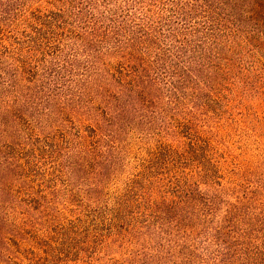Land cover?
<instances>
[{
  "label": "trees",
  "instance_id": "obj_1",
  "mask_svg": "<svg viewBox=\"0 0 264 264\" xmlns=\"http://www.w3.org/2000/svg\"><path fill=\"white\" fill-rule=\"evenodd\" d=\"M72 41L88 69L68 76L72 89L62 96V69L75 67L57 59ZM254 95H264V0H0V136L13 137L12 123L25 130L54 115L71 166L86 157L103 166L130 131L158 136L151 160L173 178L156 182L150 174L139 197L159 194L151 211L172 230L159 243L166 253L151 264H264V223L259 236L228 240L216 231L209 254L193 232L217 203V195H197L196 185L215 176L204 167L202 127L220 102L234 106ZM196 163L200 180L192 183L186 170ZM3 170L0 191L10 194L11 170ZM12 204L0 193L1 264H17L13 245L22 241L6 212ZM248 204L246 195L228 203L226 216Z\"/></svg>",
  "mask_w": 264,
  "mask_h": 264
},
{
  "label": "rangeland",
  "instance_id": "obj_2",
  "mask_svg": "<svg viewBox=\"0 0 264 264\" xmlns=\"http://www.w3.org/2000/svg\"><path fill=\"white\" fill-rule=\"evenodd\" d=\"M66 61L75 68L62 69V96L72 89L70 78L88 69L76 41L68 44L57 64L66 66ZM71 74L75 77H68ZM219 104L217 112L207 116L200 134L206 141L202 144L208 157V161L203 160L204 167L215 176L196 185L200 189L197 195H217L216 209L211 214L203 211L201 216L206 221L193 231L199 232L193 237L198 239L201 252L207 251L206 244L211 245L209 251L216 249L217 245L209 242L216 231L228 240L245 232L259 236L257 231L263 230L264 223V95L244 96L234 106ZM41 116L42 120H32L30 129L12 123L13 137L0 136V177L8 165V183L13 189L10 194L0 193L15 203L6 212L14 228L22 233V241L16 240L13 245L14 261L151 264L149 259L154 255L164 256L166 251H160L159 243L168 242L164 231L172 229L165 223L163 230V214L151 211L156 209L154 199L161 196L150 192L142 200L139 197L143 193L141 184H148L150 174L156 182L173 178L164 163L151 160L159 145L158 136L130 131L117 144L119 147L106 154L104 167L88 157L79 161L80 165L71 166L66 158L69 151L60 149L58 132L52 127L57 117ZM72 151L79 154L77 148ZM74 160L78 161L76 154ZM196 165L186 170L192 183L200 180L196 176L202 168ZM245 195L249 204L235 218L227 217V204ZM162 237L165 239L161 241Z\"/></svg>",
  "mask_w": 264,
  "mask_h": 264
}]
</instances>
